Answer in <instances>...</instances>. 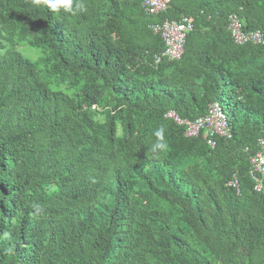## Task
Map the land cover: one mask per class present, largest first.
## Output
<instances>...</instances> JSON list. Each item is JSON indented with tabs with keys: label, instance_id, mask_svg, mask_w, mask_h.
<instances>
[{
	"label": "trees",
	"instance_id": "trees-1",
	"mask_svg": "<svg viewBox=\"0 0 264 264\" xmlns=\"http://www.w3.org/2000/svg\"><path fill=\"white\" fill-rule=\"evenodd\" d=\"M81 2L71 15L0 0V264H264V195L249 175L264 0H170L156 14L142 0ZM231 15L263 43L236 45ZM184 16L192 30L169 61L152 26ZM213 104L230 130L214 147L165 117L194 122Z\"/></svg>",
	"mask_w": 264,
	"mask_h": 264
},
{
	"label": "built area",
	"instance_id": "built-area-1",
	"mask_svg": "<svg viewBox=\"0 0 264 264\" xmlns=\"http://www.w3.org/2000/svg\"><path fill=\"white\" fill-rule=\"evenodd\" d=\"M169 1L142 0V6L146 12L156 14L165 10ZM191 30L192 19L185 16L177 22L166 21L162 25L152 26V31L158 34L164 43V51L161 57L169 61L179 60L184 50L186 36ZM228 31L236 45L246 43L257 45L263 43L262 33L259 31L244 32L241 21L235 15H231L228 18ZM156 60L159 61L160 58ZM165 117L172 120L177 126H183L185 137H197L200 131H203V137L211 147L215 145L213 137H230L227 118L217 104L210 105L207 115L194 122L180 119L173 111L167 112ZM257 145L259 150L250 159L249 175L254 181V190L264 195V130L258 138ZM228 185L238 189L236 178L229 182Z\"/></svg>",
	"mask_w": 264,
	"mask_h": 264
},
{
	"label": "clouds",
	"instance_id": "clouds-1",
	"mask_svg": "<svg viewBox=\"0 0 264 264\" xmlns=\"http://www.w3.org/2000/svg\"><path fill=\"white\" fill-rule=\"evenodd\" d=\"M43 3L46 4L52 12L58 14L63 12L65 14L76 15L85 10V6L82 2L74 4V0H43ZM154 135L157 138V142L153 144L152 151L155 153L165 148V144L163 143L164 129H157Z\"/></svg>",
	"mask_w": 264,
	"mask_h": 264
},
{
	"label": "rangeland",
	"instance_id": "rangeland-1",
	"mask_svg": "<svg viewBox=\"0 0 264 264\" xmlns=\"http://www.w3.org/2000/svg\"><path fill=\"white\" fill-rule=\"evenodd\" d=\"M16 48L19 52H21L25 57L31 59V60H36L38 57L41 56L40 50L36 48L30 47L27 43H16ZM95 108H92V110ZM102 109H99L96 114L94 115V119L101 123L104 119L103 115L101 114ZM118 137L121 136V128L118 127V132H117ZM204 163V161H202Z\"/></svg>",
	"mask_w": 264,
	"mask_h": 264
}]
</instances>
